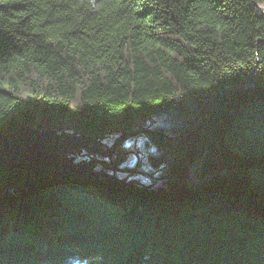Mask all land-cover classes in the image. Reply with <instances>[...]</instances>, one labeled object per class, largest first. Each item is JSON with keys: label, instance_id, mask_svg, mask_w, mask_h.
<instances>
[{"label": "trees", "instance_id": "trees-1", "mask_svg": "<svg viewBox=\"0 0 264 264\" xmlns=\"http://www.w3.org/2000/svg\"><path fill=\"white\" fill-rule=\"evenodd\" d=\"M262 2L0 0V133L177 135L148 184L0 166V264H264Z\"/></svg>", "mask_w": 264, "mask_h": 264}, {"label": "water", "instance_id": "water-1", "mask_svg": "<svg viewBox=\"0 0 264 264\" xmlns=\"http://www.w3.org/2000/svg\"><path fill=\"white\" fill-rule=\"evenodd\" d=\"M200 114L197 113L180 134L186 133ZM137 134L177 138V135L170 136L163 131L141 126L120 133L110 145L101 147L99 137L84 132L39 129L21 124L13 131L0 133V166L36 171L53 178L88 176L120 179L114 173L125 156L112 160V154L122 139Z\"/></svg>", "mask_w": 264, "mask_h": 264}, {"label": "rangeland", "instance_id": "rangeland-1", "mask_svg": "<svg viewBox=\"0 0 264 264\" xmlns=\"http://www.w3.org/2000/svg\"><path fill=\"white\" fill-rule=\"evenodd\" d=\"M260 11H264V2L261 3ZM158 123H160L158 118L151 117L144 126L153 128ZM117 135L119 134L99 137L100 146L110 145ZM154 151V146L150 144L149 137L146 134H137L122 139L112 155V160L122 156H125V159L117 165L119 169L114 174L139 183H150L156 172L149 165L148 155Z\"/></svg>", "mask_w": 264, "mask_h": 264}, {"label": "flooded vegetation", "instance_id": "flooded-vegetation-1", "mask_svg": "<svg viewBox=\"0 0 264 264\" xmlns=\"http://www.w3.org/2000/svg\"><path fill=\"white\" fill-rule=\"evenodd\" d=\"M113 155V154H112Z\"/></svg>", "mask_w": 264, "mask_h": 264}]
</instances>
